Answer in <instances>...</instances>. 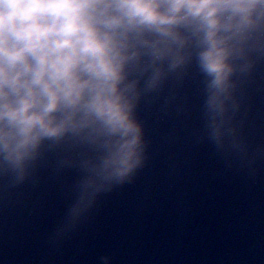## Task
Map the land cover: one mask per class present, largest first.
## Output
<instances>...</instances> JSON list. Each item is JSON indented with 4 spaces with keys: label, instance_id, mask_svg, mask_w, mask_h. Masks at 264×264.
Returning a JSON list of instances; mask_svg holds the SVG:
<instances>
[{
    "label": "clouds",
    "instance_id": "obj_1",
    "mask_svg": "<svg viewBox=\"0 0 264 264\" xmlns=\"http://www.w3.org/2000/svg\"><path fill=\"white\" fill-rule=\"evenodd\" d=\"M192 48L206 78V136L244 159L232 76L264 53V0H0V175L23 181L45 142L87 145L74 223L144 162L139 77L149 73L144 90H155Z\"/></svg>",
    "mask_w": 264,
    "mask_h": 264
},
{
    "label": "water",
    "instance_id": "obj_2",
    "mask_svg": "<svg viewBox=\"0 0 264 264\" xmlns=\"http://www.w3.org/2000/svg\"><path fill=\"white\" fill-rule=\"evenodd\" d=\"M190 50L155 90L139 77L144 162L74 223L87 145L45 142L23 181L0 175V264H264V53L232 76L242 159L206 136V78Z\"/></svg>",
    "mask_w": 264,
    "mask_h": 264
}]
</instances>
